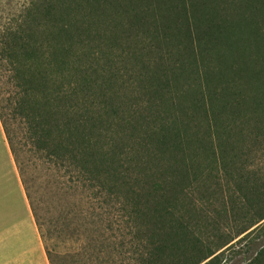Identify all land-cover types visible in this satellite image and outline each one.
<instances>
[{"label": "trees", "instance_id": "16d2710c", "mask_svg": "<svg viewBox=\"0 0 264 264\" xmlns=\"http://www.w3.org/2000/svg\"><path fill=\"white\" fill-rule=\"evenodd\" d=\"M10 1L0 0V121L41 238L30 156L67 176L61 192L91 203L104 239L130 229L113 251L129 245L138 264H219L228 241L207 235L215 226L190 192L229 150L264 139V0ZM136 48L148 96L132 103L120 77ZM102 56L114 62L107 79ZM247 264H264V247Z\"/></svg>", "mask_w": 264, "mask_h": 264}, {"label": "rangeland", "instance_id": "374dc122", "mask_svg": "<svg viewBox=\"0 0 264 264\" xmlns=\"http://www.w3.org/2000/svg\"><path fill=\"white\" fill-rule=\"evenodd\" d=\"M5 2L11 1L4 0ZM161 47L172 49L171 45L164 44ZM120 49L118 47V50L112 52H121ZM134 51L135 49L126 59L128 73L123 69L120 77L121 80L132 83L122 87V94L127 95L126 99L132 103L140 96H148L145 92H140L141 87L135 82L139 70L137 65L134 68L135 56L139 51L137 48ZM169 57L165 59L168 60V68L171 65ZM106 62L102 56L98 66L107 79L110 63L107 66ZM112 67L114 70V62ZM157 110L163 111L164 108L159 107ZM168 111L176 115V105L168 108ZM227 156L230 159L227 166L220 164L213 171L210 168L212 175L209 178V171H206L204 183L196 185L190 192V201L196 200V212H199L204 222L215 226V229L212 226L205 229L209 232L207 235L220 242L228 241L217 252L219 264H247L264 247V219L251 226L257 220L255 217L258 205L254 200L262 197L261 193L264 192V139L248 140L234 152L229 150ZM232 157L235 158L231 160ZM24 164V179L28 180L29 194L37 202L42 220L45 221L46 238H40L35 227L26 200L27 194L23 184L21 185L22 180L0 121V264H52L46 252L48 247L55 264H138L129 245L121 248V253L113 251V246H119L120 241L130 239V229L123 228L126 234L116 232V235L110 230L106 235L107 240L104 239L96 225L91 223V209L86 212L91 203L86 198L81 202L79 197L65 196L61 192L59 180L66 181L67 176H53L54 171L47 170V164L32 156L28 160L26 158ZM147 165L150 174L159 177L155 166L150 163ZM143 174L146 179L145 173ZM152 181L146 179L145 184L149 183L146 190L152 188L149 187L152 186ZM262 199L264 200V196ZM107 210L114 211L111 206ZM253 220L255 221L252 222ZM248 226L251 227L247 228ZM245 228L247 229L241 232Z\"/></svg>", "mask_w": 264, "mask_h": 264}, {"label": "crops", "instance_id": "0c3cea01", "mask_svg": "<svg viewBox=\"0 0 264 264\" xmlns=\"http://www.w3.org/2000/svg\"><path fill=\"white\" fill-rule=\"evenodd\" d=\"M19 175V174H18ZM19 179H20V177H19ZM21 182V181H20ZM21 185H22V183H21ZM24 190V189H23ZM25 196H26V194H25ZM26 200H27V203H28V205H29V208H30V204H29V201H28V198L26 197ZM28 205H27V208H28ZM26 208V209H27ZM28 208V209H29ZM30 210H31V208H30ZM32 212V211H31ZM27 218V217H26ZM32 219L34 220V223H35V227L37 228V230H38V227H37V224H36V221H35V218H34V215H33V213H32ZM38 232H39V230H38ZM39 235H40V233H39ZM41 238V237H40Z\"/></svg>", "mask_w": 264, "mask_h": 264}]
</instances>
